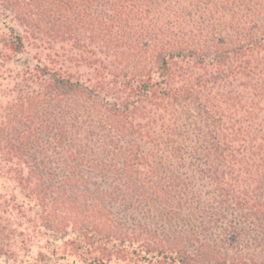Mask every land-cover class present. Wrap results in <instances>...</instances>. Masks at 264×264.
Instances as JSON below:
<instances>
[{
  "label": "trees",
  "instance_id": "1",
  "mask_svg": "<svg viewBox=\"0 0 264 264\" xmlns=\"http://www.w3.org/2000/svg\"><path fill=\"white\" fill-rule=\"evenodd\" d=\"M29 49L0 70V257L264 264V0H0V67Z\"/></svg>",
  "mask_w": 264,
  "mask_h": 264
},
{
  "label": "rangeland",
  "instance_id": "2",
  "mask_svg": "<svg viewBox=\"0 0 264 264\" xmlns=\"http://www.w3.org/2000/svg\"><path fill=\"white\" fill-rule=\"evenodd\" d=\"M32 52L33 51L29 49L28 54H19V55L14 56L11 61L7 63H2L0 70L5 71L6 73L8 72L11 75H19L22 70L21 69L22 63H25L27 62V59H30ZM13 86H14V83L13 81H11L8 89H13L12 88ZM2 94H0V104L5 103L6 100L9 98L7 97V95H2ZM1 182L2 181L0 179V190H3L1 187ZM202 199H204L203 201H205V197H202ZM222 226H224V224H222ZM24 228H26V230H24ZM19 229L23 230V232L25 233L29 232V235L34 234L33 233L34 230L37 231L36 229H32V224L24 225V223H22L21 227L18 228V230ZM222 232L223 231L219 227L215 229L212 228L205 234V237L216 240L221 236ZM35 236L36 237L34 239L28 242L26 241L22 243L20 242V240H17L16 242H14L12 246L13 257L12 258L5 257V256L0 257V264H60L61 262H63L62 259L56 260L55 258H49L51 252H48L47 250H51V249L45 248L46 236H41V235L38 236V234H36ZM248 236H249L248 234H244L242 237L243 239L241 240H248ZM60 237H61V234H60ZM252 250L257 251V248L253 247ZM232 252L233 251H230L229 253L232 254ZM40 253L46 256V260L44 262H40V259H39Z\"/></svg>",
  "mask_w": 264,
  "mask_h": 264
}]
</instances>
